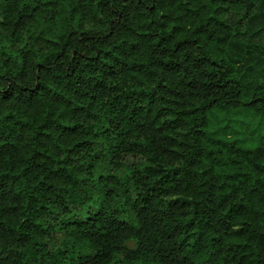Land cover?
Listing matches in <instances>:
<instances>
[{
    "label": "trees",
    "instance_id": "trees-1",
    "mask_svg": "<svg viewBox=\"0 0 264 264\" xmlns=\"http://www.w3.org/2000/svg\"><path fill=\"white\" fill-rule=\"evenodd\" d=\"M243 115L264 0H0V264H264Z\"/></svg>",
    "mask_w": 264,
    "mask_h": 264
},
{
    "label": "rangeland",
    "instance_id": "rangeland-1",
    "mask_svg": "<svg viewBox=\"0 0 264 264\" xmlns=\"http://www.w3.org/2000/svg\"><path fill=\"white\" fill-rule=\"evenodd\" d=\"M238 126L241 127L242 125H247V129L245 130L244 127H241L239 131L241 132L240 136L241 138L245 137L247 135V131L250 130L255 131V137H257V140H260L263 136L264 138V120L260 121L259 119L252 120L250 116L243 115L238 120ZM236 126V124H235ZM237 127V126H236ZM133 159L128 158L127 163H131Z\"/></svg>",
    "mask_w": 264,
    "mask_h": 264
}]
</instances>
